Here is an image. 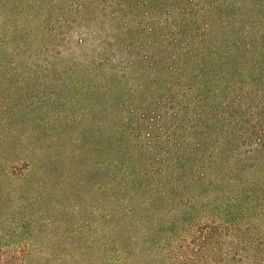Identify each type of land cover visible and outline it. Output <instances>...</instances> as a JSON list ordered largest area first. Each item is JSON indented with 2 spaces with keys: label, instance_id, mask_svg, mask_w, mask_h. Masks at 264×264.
<instances>
[{
  "label": "trees",
  "instance_id": "trees-1",
  "mask_svg": "<svg viewBox=\"0 0 264 264\" xmlns=\"http://www.w3.org/2000/svg\"><path fill=\"white\" fill-rule=\"evenodd\" d=\"M15 77H65L104 112L101 264H264V0H0V84ZM44 136L23 133L27 168L60 159Z\"/></svg>",
  "mask_w": 264,
  "mask_h": 264
},
{
  "label": "rangeland",
  "instance_id": "rangeland-1",
  "mask_svg": "<svg viewBox=\"0 0 264 264\" xmlns=\"http://www.w3.org/2000/svg\"><path fill=\"white\" fill-rule=\"evenodd\" d=\"M104 27L107 33L112 27L122 31L120 24L111 25L109 20ZM66 79L50 85L44 78L18 82L15 77L0 84V247L30 241L34 253L28 264L102 262V190L95 164L101 132L94 139L92 130L100 127L105 115L91 109L76 91L70 93ZM41 91H49L50 101L25 108ZM4 117L16 122L6 123ZM26 132L45 135L51 153L61 155L60 159L51 156L40 163L35 158L27 168L20 158ZM56 134L58 138L52 140ZM70 137L76 138L73 148L75 143L84 148L80 164L65 162L71 151L65 141Z\"/></svg>",
  "mask_w": 264,
  "mask_h": 264
}]
</instances>
